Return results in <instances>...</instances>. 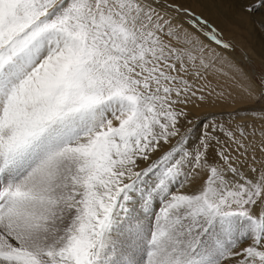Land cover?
<instances>
[{"label": "snow or ice", "instance_id": "1", "mask_svg": "<svg viewBox=\"0 0 264 264\" xmlns=\"http://www.w3.org/2000/svg\"><path fill=\"white\" fill-rule=\"evenodd\" d=\"M220 48L183 0H0V264H264V108L212 111L264 75Z\"/></svg>", "mask_w": 264, "mask_h": 264}, {"label": "rangeland", "instance_id": "2", "mask_svg": "<svg viewBox=\"0 0 264 264\" xmlns=\"http://www.w3.org/2000/svg\"><path fill=\"white\" fill-rule=\"evenodd\" d=\"M192 5H196V0L193 1ZM229 7L230 6H226V11L224 12V16L219 17L224 23H226L227 21L226 18H229L231 11L232 10L234 11L232 7L230 8ZM254 14L255 15L257 14V17L264 19V9L259 10L258 12ZM252 22H253L252 23L253 27L255 26L254 27L255 31L261 34L262 31H260V29L262 27L260 26V24L255 23L256 19H254ZM221 28L223 30H219L218 28L217 29L222 34V39L231 45V48L227 49V51L230 54L231 58L235 59L233 63L237 65L240 69H243V71L247 72L249 75L253 76L255 79L258 80L261 75H264V60L244 48L241 49V48H238L239 46H235L237 45L234 40L235 36L234 35L231 36L230 30L229 32L227 31L228 28H231L230 25L222 26ZM218 50L222 52L221 49H218ZM235 103H236L235 105L231 104L229 107L217 108L213 112H221V111L225 113L233 112L236 114L237 120L251 121L253 112L258 113L261 108H264V99L251 100L243 95H239V99L235 101ZM201 126H202V121L201 123L197 124V128L193 134V139H195L196 134H198L199 128ZM140 256H141V253L139 249L131 245L130 241L126 240L124 244L121 246L120 254L117 257H115V259L117 260L118 264H122V262L127 259L139 261Z\"/></svg>", "mask_w": 264, "mask_h": 264}, {"label": "bare ground", "instance_id": "3", "mask_svg": "<svg viewBox=\"0 0 264 264\" xmlns=\"http://www.w3.org/2000/svg\"><path fill=\"white\" fill-rule=\"evenodd\" d=\"M193 1L194 0H183L185 6L191 8V10L196 14L203 16L205 19L209 20L219 30H223L221 28L222 26L230 25L231 28H228L227 31L229 32L230 30L231 36H235L234 40L237 44L235 46H239L238 48L241 49L244 48L264 60V28L262 27L260 29V31H262V33L260 34L255 31V26L253 27L252 24V21L254 19H256L255 23H258L257 21H260L261 18L257 17V14L255 15L242 12L241 9V4L251 2V0H196V5H192ZM226 6L232 7L234 11H231L229 18H226L227 21L226 23H224L219 17L224 16ZM201 38L204 39L203 37ZM213 47L216 46L213 45ZM220 49L229 61H235V59L231 58L227 50L222 48ZM238 99L239 95L237 96L235 101H237ZM232 104L235 105L236 103L234 102ZM214 110L215 109H213L212 111Z\"/></svg>", "mask_w": 264, "mask_h": 264}]
</instances>
